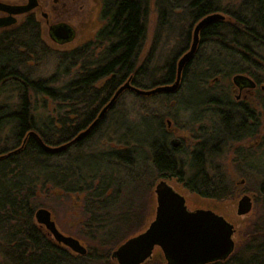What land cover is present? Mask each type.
Segmentation results:
<instances>
[{"label": "trees", "instance_id": "trees-1", "mask_svg": "<svg viewBox=\"0 0 264 264\" xmlns=\"http://www.w3.org/2000/svg\"><path fill=\"white\" fill-rule=\"evenodd\" d=\"M148 1L107 0L106 25L91 45L66 54L61 85L55 84L58 71L44 83L0 85L18 92L13 106L0 103V130L8 128L0 141V264H117L111 251L141 230L158 178H175L205 199L230 197L234 186L223 171L211 169V161L221 145L256 138L264 129V89L251 100H236L231 83L233 75L246 74L264 85V0H154L155 29L140 58ZM214 11L225 17L201 29L176 91L145 96L126 89L80 139L56 151L47 148L87 128L126 77L139 88L172 83L195 23ZM8 56L1 51L0 60ZM77 58L81 68L68 72ZM30 92L54 103L45 117L32 113ZM166 119L191 132V147L170 144ZM249 156H242L247 165ZM38 186L81 196V231L91 234L85 254L56 242L36 222ZM257 193L264 203V173ZM246 228L239 248L206 264H264V219L257 217Z\"/></svg>", "mask_w": 264, "mask_h": 264}, {"label": "water", "instance_id": "water-1", "mask_svg": "<svg viewBox=\"0 0 264 264\" xmlns=\"http://www.w3.org/2000/svg\"><path fill=\"white\" fill-rule=\"evenodd\" d=\"M33 6L34 1L30 0L26 6L13 8L10 12L19 13ZM224 17L222 12L215 11L204 15L195 23L189 48L177 60L176 77L172 83L139 88L132 85L128 78L115 90L109 102L101 108L87 128L78 132L69 142L47 148L56 151L80 139L103 116L116 97L126 89L145 96L176 91L181 82L182 70L197 49L201 29L212 22L223 20ZM9 22H11L9 19L0 18V26ZM231 81L239 88L254 85L251 78L245 74H235ZM167 123L169 124V121ZM170 142L172 146L178 144L176 138L171 139ZM152 193L155 200L154 216L142 230L123 240L111 251V257L117 264H144L152 259L154 247L161 250L167 264H206L224 260L231 254L235 245L233 239L235 228L224 215L210 208L189 209L182 192L165 178H158L155 181ZM251 207V197L244 194L237 200L236 214L243 216L251 210ZM34 218L47 229L56 242L75 253L81 255L86 253V247L79 239L59 230L50 210L38 207L34 211Z\"/></svg>", "mask_w": 264, "mask_h": 264}, {"label": "rangeland", "instance_id": "rangeland-1", "mask_svg": "<svg viewBox=\"0 0 264 264\" xmlns=\"http://www.w3.org/2000/svg\"><path fill=\"white\" fill-rule=\"evenodd\" d=\"M91 5V3H90ZM80 15H82V19L86 22L89 21L90 13L89 9H85L81 11ZM101 17V16H100ZM98 17L96 19V25L98 27L103 24L101 21L102 18ZM157 18V10L154 3V0L148 1V12L146 16V24H147V37L146 41L141 46L140 51V58L146 54L149 43L155 29ZM75 23L78 19L73 20ZM95 27V26H94ZM97 27V28H98ZM73 46L67 45L66 48H70ZM72 48V47H71ZM48 61L46 62L43 67L39 68L38 75L40 77L46 78L47 76H51L55 73L56 69V61L55 56H49L47 58ZM73 69L68 70V72H72ZM60 76H63V71H59ZM66 74V73H65ZM64 79H60L59 81H55V84L61 85ZM8 86V85H7ZM9 87V86H8ZM7 89L0 90V103H7L9 106H13L17 100L18 92L13 91L10 87ZM29 92V91H28ZM237 93V90H234V95ZM30 96V103L32 113L36 116L45 117L49 112L51 107H53L54 103L47 99L46 101L43 100L42 96H35L31 92L28 93V97ZM248 99L250 96H246ZM127 100V99H126ZM250 100V99H249ZM125 104H128V101H124ZM123 102H119L121 104ZM118 106V105H117ZM106 117V121L108 123V114ZM182 119V118H181ZM180 119V120H181ZM167 120V119H166ZM168 121V120H167ZM167 128L170 132V140L176 138L178 144L183 145L182 147L188 148L191 147L192 143V134L187 129H181L173 123L169 121V124L166 123ZM8 128L4 127L0 130V141L7 136ZM195 130V129H194ZM262 138H264V129L260 130L259 135L256 138H245L240 141L230 142L223 144L219 147L218 153L212 156L213 160L211 161L212 168L211 169H218L219 171H223L225 178L227 179L230 185H233L232 192L230 197L225 198L223 200H211L205 199L195 193L189 192L182 186V183L177 181V179L172 178L169 182L177 187L179 191L185 196L186 205L189 209L195 208H210L215 212L221 213L226 217V219L233 223L235 231L233 234V239L235 242L234 249H237L241 246V243L247 238V226L250 224L251 221L255 220L257 217H261L264 219V203H262V198L257 193L258 182L263 176L264 173V146H260L262 142ZM104 143V140L102 141ZM177 144V145H178ZM108 145H114L113 143H109ZM105 146V145H104ZM102 147V145H101ZM239 148H242V151L239 153V156L236 157V154L239 151ZM249 154V165H247L244 161H242V156ZM236 157V158H235ZM251 167V168H250ZM155 183V181H154ZM154 186V184H153ZM46 190L38 189V202L41 206L38 207H45L50 210L52 218L54 219L57 227L59 230L66 234L72 235L79 239V241L86 247L89 246L91 240V234L86 232H82L81 229L84 228L82 223L83 217L79 207L80 195H71L68 197L61 196L56 191H52L48 189L49 186H46ZM175 187V188H176ZM53 189V188H52ZM54 190V189H53ZM244 194H248L252 200V207L251 210L243 215L239 216L236 214V207H237V200ZM152 197L151 201V210L149 214L145 218L141 226V230L149 223V221L154 216V207H155V200L153 193L151 194ZM37 207V208H38ZM138 233L137 231L129 236ZM127 236L126 238H128ZM125 238V239H126ZM123 239V240H125ZM122 240V241H123ZM121 241V242H122ZM119 242L118 244H120ZM116 244L114 248L118 245ZM113 248V249H114ZM112 249V250H113ZM156 254H159L156 256ZM164 259L161 250L158 247H154L153 249V257L150 260H162Z\"/></svg>", "mask_w": 264, "mask_h": 264}, {"label": "flooded vegetation", "instance_id": "flooded-vegetation-1", "mask_svg": "<svg viewBox=\"0 0 264 264\" xmlns=\"http://www.w3.org/2000/svg\"><path fill=\"white\" fill-rule=\"evenodd\" d=\"M29 1L0 0V18L11 21L0 26V55L1 51L3 54H9L7 59L0 60V85L47 82V78L54 76L59 71H64L67 53L75 49L81 50V47H86L88 44L91 45L95 41L98 31L107 23V20L102 18V9L107 0H33V7L19 13L10 12L13 8L19 9L26 6ZM85 9H89L90 13L88 22L83 20L80 15L81 11ZM98 17L103 21L99 27L96 25ZM74 19H78V21L75 23ZM71 44H73L72 48H66ZM91 47H93L91 58H94L96 46ZM75 54L79 55L80 51ZM50 55L55 56L56 73L46 78L40 77V74L38 75L39 68L46 64ZM92 61L89 62L90 67L95 66L91 63ZM69 63L71 62L68 61ZM74 63L72 69L79 70L82 66L80 58H77ZM128 78L126 77L120 85ZM250 78L254 82L252 87L239 88L231 81L233 90H237L234 95L236 100H251L257 89H264V85H258L252 77ZM60 79H64V75L58 76L57 74L55 81ZM120 95L121 93L106 112L117 103ZM112 96L113 94L108 97L106 103ZM246 96H250V98L248 99Z\"/></svg>", "mask_w": 264, "mask_h": 264}]
</instances>
